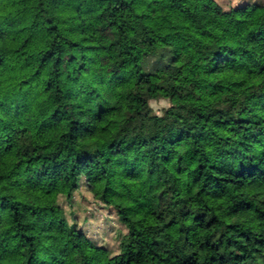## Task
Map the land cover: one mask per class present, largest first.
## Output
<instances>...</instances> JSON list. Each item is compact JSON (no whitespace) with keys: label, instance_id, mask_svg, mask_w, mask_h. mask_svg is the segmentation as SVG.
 <instances>
[{"label":"trees","instance_id":"trees-1","mask_svg":"<svg viewBox=\"0 0 264 264\" xmlns=\"http://www.w3.org/2000/svg\"><path fill=\"white\" fill-rule=\"evenodd\" d=\"M0 264H264V3L0 0Z\"/></svg>","mask_w":264,"mask_h":264},{"label":"rangeland","instance_id":"rangeland-1","mask_svg":"<svg viewBox=\"0 0 264 264\" xmlns=\"http://www.w3.org/2000/svg\"><path fill=\"white\" fill-rule=\"evenodd\" d=\"M211 7L213 13L229 11L247 4H262L264 0H201ZM149 106L153 113L160 116L170 107L168 100H151ZM68 220H74L77 226L97 246L108 249L112 254L117 252L118 239L124 233L118 222L115 211L95 202L84 187L77 192L70 205L60 200Z\"/></svg>","mask_w":264,"mask_h":264},{"label":"clouds","instance_id":"clouds-1","mask_svg":"<svg viewBox=\"0 0 264 264\" xmlns=\"http://www.w3.org/2000/svg\"><path fill=\"white\" fill-rule=\"evenodd\" d=\"M45 99V97H41V100Z\"/></svg>","mask_w":264,"mask_h":264}]
</instances>
